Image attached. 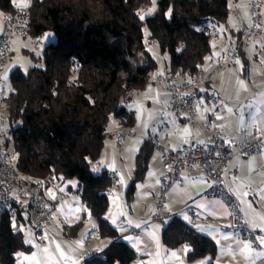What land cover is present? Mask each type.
I'll return each mask as SVG.
<instances>
[{"label":"trees","instance_id":"16d2710c","mask_svg":"<svg viewBox=\"0 0 264 264\" xmlns=\"http://www.w3.org/2000/svg\"><path fill=\"white\" fill-rule=\"evenodd\" d=\"M157 5L155 13L140 19L138 11L151 10L152 0H33L32 33L51 31L55 40L40 56L33 51V59L43 66L13 69L12 90L3 98L9 133H1L0 126V139L10 148L21 177L42 184L77 177L81 200L96 218L100 236L112 239L107 260L93 257L86 264H132L137 257L106 216L110 200L105 189L112 179L106 172H94L93 163L111 118L125 128L136 123L127 100L147 85L158 66L147 41L159 40L168 70L195 72L207 64L212 48L200 26L221 27L232 12L231 0H157ZM10 9L11 0H0V10ZM153 149L151 140L142 146L134 182L143 178ZM21 221L29 222L22 212L14 218L10 211H0V262L15 264L18 252L31 249L16 227ZM164 240L170 246L190 242L192 260L217 250L210 237L181 218L170 220Z\"/></svg>","mask_w":264,"mask_h":264},{"label":"crops","instance_id":"0c3cea01","mask_svg":"<svg viewBox=\"0 0 264 264\" xmlns=\"http://www.w3.org/2000/svg\"><path fill=\"white\" fill-rule=\"evenodd\" d=\"M249 2L231 0V16L220 27L223 34L220 42L211 48L206 64L208 69L214 68L215 56L227 54L228 36L248 23ZM53 40L54 36L47 41ZM26 44L22 40L17 41L13 52L17 48H26ZM152 52L158 56L157 69L152 72L143 89L132 93L128 103V107L137 115L135 125L130 127L134 135L119 142L115 133L125 127L119 120L111 118L104 147L99 159L93 163V169L98 173L103 172V168H110L120 176L115 194L109 197L110 204L106 212L108 220L118 229L120 238L135 249L137 257L132 264H201L202 261L205 264H264L263 250H257L250 241L223 228L230 224V211L222 199L206 195L210 179L200 171L184 172V184L173 187L164 213H169L171 220L174 217L170 213L180 211L179 218L216 243V252L192 260L189 254L192 248L183 244L168 245L164 240L162 224L151 222L163 171L160 153L153 149L143 178L134 182L142 146L151 140L152 134L171 149H175L184 137L193 134L202 140L199 129L194 130L177 120L168 110L170 94L160 78L167 72L169 64L160 54L158 46ZM203 89L219 93L224 99L221 126L226 136L243 140L252 135L254 127H258L264 135V37L245 43L240 58L232 62L227 71L216 70ZM3 98L0 94V108H5ZM5 130L7 126H2L1 133ZM97 163L101 167L96 166ZM227 179L230 190L240 198L251 225L264 232V149L255 156L234 155ZM73 183V180L55 178L44 183V194L49 199L63 196L60 206L53 211L52 233L44 240H38L30 223L21 221L17 227L24 228V234L28 230L29 239L26 242L30 241L32 234L35 240L33 244L27 242L31 248L29 251H21L26 252L21 262H18L17 253L15 264H81L87 251H105L112 244L111 238L100 235L85 241L84 235L97 225V220L81 200L78 192L80 183L77 190L73 188ZM132 186L133 191L130 190ZM73 191L78 193L72 194ZM190 209L196 210L198 215L193 217L187 212ZM79 222V230L70 228ZM146 224L140 236L128 234L129 225L141 227ZM246 244L250 248H246ZM184 246L188 250H184Z\"/></svg>","mask_w":264,"mask_h":264},{"label":"built area","instance_id":"2783aa9c","mask_svg":"<svg viewBox=\"0 0 264 264\" xmlns=\"http://www.w3.org/2000/svg\"><path fill=\"white\" fill-rule=\"evenodd\" d=\"M19 2L20 0H11L10 10H0V91H4L7 86L3 72L12 58L16 42L30 40L33 49H39L43 42V36L33 34L30 25L33 0H28L26 8L19 7ZM149 10V6L144 7L138 11V15L145 17ZM200 30L209 37L211 46L219 43L223 34L221 28L215 25H201ZM262 36L264 37V0H250L248 23L241 30L228 36V52L215 56L214 68L208 69L206 65H201L195 72L190 69H177L167 70L161 75V82L170 94L168 110L177 120L188 124L194 130L199 129L202 134V140H199L195 134L184 137L175 149L166 147L154 134L151 135L153 147L160 153L163 171L151 222H160L164 231L170 222L169 213L165 215L164 212L173 187L184 184L185 171L196 170L210 179L206 195L222 199L230 211V224L223 228L241 239L250 241L257 250L264 251V243H261L260 239L264 232L251 225L240 198L230 190L227 179L233 156L248 157L261 153L264 149V135L258 127H254L252 135L243 140H234L226 136L221 126V119H217L223 113L224 99L219 93L203 89L216 70L227 71L231 63L240 58L245 43ZM47 45L48 42H43L39 50L41 54L45 52ZM158 45L157 38H150L147 41L149 49ZM127 101L129 103L130 98ZM9 119L7 110L0 108V122H8ZM133 135L134 131L130 128L115 133L119 142ZM96 166L101 167V164L97 163ZM103 172L112 179L105 189V194L108 197L113 196L115 187L120 182L119 173L110 168H103ZM44 188L45 184L31 183L21 177L16 159L0 139V211H10L14 218L17 217V212H22L34 228L38 240H44L52 233L53 211L60 206L63 198L62 195H57L49 199L44 194ZM187 212L193 217L198 215L194 209ZM170 215L179 218L180 211ZM123 219L126 220L125 217ZM147 225L141 227L129 225L128 234L140 236ZM99 235V229L95 226L86 232L84 239L89 241ZM182 244L192 248V244L188 241ZM93 257L108 259L105 251L89 250L81 264H86V260ZM0 264L8 263L0 262Z\"/></svg>","mask_w":264,"mask_h":264},{"label":"rangeland","instance_id":"374dc122","mask_svg":"<svg viewBox=\"0 0 264 264\" xmlns=\"http://www.w3.org/2000/svg\"><path fill=\"white\" fill-rule=\"evenodd\" d=\"M158 8V5H157V0H155V4L152 3V8L151 10L148 11L147 14H153L155 13V11L157 10ZM154 9V10H153ZM170 17V15H169ZM54 34L51 32V31H48L46 33L43 34V37H42V41L43 42H48L47 40H50V37H52ZM24 41V40H22ZM25 43H27V51L29 52H24V49L23 48H17V49H14V52L12 53V61L10 62V64L7 66V68L4 70L3 74L4 76L6 77L7 79V86L5 88L4 91H0V94L3 95V96H7V94H9L12 90V83H11V80H10V74L11 72L13 71V69L16 67V66H21V68L24 70V71H28L31 67L35 66V65H38V66H43V63H39L37 62L35 59H33V51H35V54L36 56L38 57V55L40 56V49L42 48L43 46V42H42V45L39 49H33V43L28 40V41H24ZM0 125L1 126H7V129L9 130V123L7 122H3L1 121L0 122ZM6 134H8L9 132L6 131L5 132ZM4 136V135H2ZM5 138V136L3 137ZM10 150V148H9ZM94 172H96V170H94ZM75 181V183H73V185L75 187L76 190L78 189V184L80 183L79 179L77 177H72V178H69V181ZM78 192H75L73 191L72 194H77ZM16 227H17V224H16ZM23 232H24V228L22 229ZM27 229H25L26 231ZM28 231V230H27ZM27 231L25 232V240H28V236H29V233H27ZM35 239L33 238V234L30 236V241L31 243L33 244V241ZM23 254L22 256L20 254ZM26 254V252H19L18 254V262H21L20 259Z\"/></svg>","mask_w":264,"mask_h":264},{"label":"snow or ice","instance_id":"6c2138e0","mask_svg":"<svg viewBox=\"0 0 264 264\" xmlns=\"http://www.w3.org/2000/svg\"><path fill=\"white\" fill-rule=\"evenodd\" d=\"M152 3L155 4V0H152ZM19 7H23V8H26L28 6V0H20L19 4H18ZM154 10V9H153ZM168 15H171V12L168 13ZM140 19H144V15H141L140 16ZM6 79V77H5ZM230 111V110H229ZM217 119H222V117H217ZM121 179H123L121 177ZM244 195H247V193H244ZM55 198V197H53ZM185 219H188L187 216L184 217ZM115 223V221H113ZM15 226V225H14ZM137 227H139V225H137ZM261 243H264V237H261ZM28 243H31V241H27ZM246 248H250V245H245ZM184 250H188L187 249V246H184ZM21 256L23 255L22 253L20 254ZM173 255H175V253H173ZM24 259H28V257H24ZM201 264H205V262H201Z\"/></svg>","mask_w":264,"mask_h":264}]
</instances>
